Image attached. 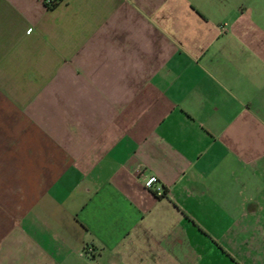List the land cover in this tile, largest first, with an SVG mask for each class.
Returning a JSON list of instances; mask_svg holds the SVG:
<instances>
[{"label": "crops", "instance_id": "obj_1", "mask_svg": "<svg viewBox=\"0 0 264 264\" xmlns=\"http://www.w3.org/2000/svg\"><path fill=\"white\" fill-rule=\"evenodd\" d=\"M0 264H264V0H0Z\"/></svg>", "mask_w": 264, "mask_h": 264}, {"label": "built area", "instance_id": "obj_2", "mask_svg": "<svg viewBox=\"0 0 264 264\" xmlns=\"http://www.w3.org/2000/svg\"><path fill=\"white\" fill-rule=\"evenodd\" d=\"M158 183V178L156 176H151L147 179L145 186L148 190L153 189L158 196H162L164 192L162 187H157Z\"/></svg>", "mask_w": 264, "mask_h": 264}, {"label": "trees", "instance_id": "obj_3", "mask_svg": "<svg viewBox=\"0 0 264 264\" xmlns=\"http://www.w3.org/2000/svg\"><path fill=\"white\" fill-rule=\"evenodd\" d=\"M49 8H54L58 5L60 0H46Z\"/></svg>", "mask_w": 264, "mask_h": 264}]
</instances>
